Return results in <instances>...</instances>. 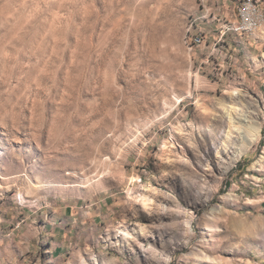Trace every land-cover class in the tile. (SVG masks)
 Returning <instances> with one entry per match:
<instances>
[{"label": "rangeland", "instance_id": "374dc122", "mask_svg": "<svg viewBox=\"0 0 264 264\" xmlns=\"http://www.w3.org/2000/svg\"><path fill=\"white\" fill-rule=\"evenodd\" d=\"M210 1L0 0V264H264V21Z\"/></svg>", "mask_w": 264, "mask_h": 264}, {"label": "built area", "instance_id": "2783aa9c", "mask_svg": "<svg viewBox=\"0 0 264 264\" xmlns=\"http://www.w3.org/2000/svg\"><path fill=\"white\" fill-rule=\"evenodd\" d=\"M264 21V9L260 7L256 0H245L238 9V22L232 26L223 25L221 36L225 35L228 30L235 32H249L258 24ZM205 37L203 34H195L191 37L189 47H198L203 45Z\"/></svg>", "mask_w": 264, "mask_h": 264}, {"label": "bare ground", "instance_id": "6f19581e", "mask_svg": "<svg viewBox=\"0 0 264 264\" xmlns=\"http://www.w3.org/2000/svg\"><path fill=\"white\" fill-rule=\"evenodd\" d=\"M224 116L225 121L228 125V129L220 136L222 142L224 144L226 143V146H228L231 133L233 132V130L237 131L238 135L241 137V144L239 146L237 145L236 148H238L239 152L245 151L258 138L261 130L260 124L254 122L245 124L244 122H242L245 120L244 118L235 117L229 110L225 111ZM232 144L234 145L233 141ZM167 158L168 157H166V159Z\"/></svg>", "mask_w": 264, "mask_h": 264}, {"label": "crops", "instance_id": "0c3cea01", "mask_svg": "<svg viewBox=\"0 0 264 264\" xmlns=\"http://www.w3.org/2000/svg\"><path fill=\"white\" fill-rule=\"evenodd\" d=\"M210 2H211L212 10L216 12L218 11V13L222 11L223 13H225L231 4V0H211ZM215 48L216 47L213 46L212 49H215Z\"/></svg>", "mask_w": 264, "mask_h": 264}]
</instances>
